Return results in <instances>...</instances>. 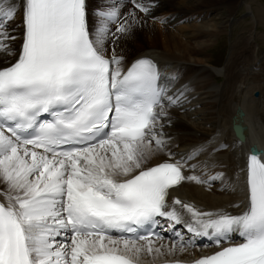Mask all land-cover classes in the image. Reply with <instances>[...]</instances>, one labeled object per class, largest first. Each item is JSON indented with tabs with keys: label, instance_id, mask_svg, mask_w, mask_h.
Wrapping results in <instances>:
<instances>
[{
	"label": "snow or ice",
	"instance_id": "snow-or-ice-1",
	"mask_svg": "<svg viewBox=\"0 0 264 264\" xmlns=\"http://www.w3.org/2000/svg\"><path fill=\"white\" fill-rule=\"evenodd\" d=\"M19 3L0 0V264H142L145 253L213 245L191 264H264V154L253 148L241 168L247 204L237 215L168 201L183 182L225 178L195 174L213 166L199 160L203 146L171 151L156 65L141 57L125 69L115 52L150 3L129 0L126 14L105 5L95 29L87 0ZM165 230L171 247H154ZM233 235L241 242L225 246Z\"/></svg>",
	"mask_w": 264,
	"mask_h": 264
},
{
	"label": "bare ground",
	"instance_id": "bare-ground-1",
	"mask_svg": "<svg viewBox=\"0 0 264 264\" xmlns=\"http://www.w3.org/2000/svg\"><path fill=\"white\" fill-rule=\"evenodd\" d=\"M155 1L157 2L154 4ZM233 1L235 2V0ZM98 2H99L98 0H89L88 20H89L90 29H95L96 27L95 22L97 20V17L92 7L97 5ZM146 2L150 3L151 12H159L158 13L159 15L157 17L160 19H164L165 23L157 25L158 28L162 30L160 32L155 33L153 29L152 30L150 29L149 26L150 24H148V22L142 21V23H144L145 26H149L148 30L144 29V33H146L144 37L148 41L147 44H142V43L139 44L137 42H134L133 41L134 39L131 40V38H129L127 35L119 39V41L115 45V52L118 56L124 57L125 67L131 60L135 59L136 57L144 56V55H150L151 57L157 59L160 65H164L165 61L169 60L171 61V64L178 63V65H180L179 67L181 69L179 74L180 79H178V82L176 81L177 83L187 80L189 82L185 84V86H183L184 88L186 87L189 90H191V88L193 90L204 89V91L201 93H205L207 91L209 92L210 91L209 80L210 79L214 80L212 77H210V75L211 76L213 75L210 73V70L208 68L206 69L201 68L200 65L198 64V68L201 69L200 74L201 71L202 74L201 77L197 76L199 80H195V78L191 74L197 69L195 68V66H193L192 63L201 61L200 64L205 63L204 66L206 65V63L207 64L210 63V59H205V60L201 59L197 61L198 59L197 57H199V55H202L205 52L206 48L209 47L210 41L212 40L213 36L218 34L221 31V28L223 29V27L227 24V20H224L221 14L230 15V13L232 14V12H234L233 11L234 6L232 1L231 0H146ZM237 2L240 3V0H238ZM237 2L235 5H237ZM16 6L18 8L20 7L19 0H17ZM115 6L124 14L132 10V6L130 3H122ZM222 9H224L223 12ZM203 12L206 13L208 12L213 15L209 19L207 18V16H204L200 18V20H198V17H200V15ZM141 13L142 12L137 11V15ZM193 16H195V18H192ZM181 19H186V21L190 20V22L185 23L183 25H179L178 23L182 21ZM19 20L20 17L17 16L16 24L19 23ZM158 21L160 22V20ZM16 24H10L9 27L14 28L16 27ZM173 25H174L173 28L171 29L167 28V27H172ZM184 26L188 27L189 30L182 31L181 28ZM115 27L116 26L114 24L111 25L113 31ZM14 34L18 35L19 33L17 31V33ZM112 39L113 38L109 36L106 43V51L108 52V54H111L113 50ZM124 39L127 40L124 41V45L129 47L128 50H125L124 46L122 45V40ZM130 40L132 42H130ZM18 42L19 40L16 41L14 47L17 48ZM159 45L161 46V48L159 47ZM247 51L248 48L245 43H238L234 55L235 57H237V60L240 59L242 60L239 63L242 64L246 63L245 56ZM123 54H128V55L124 56ZM3 59H4L3 57H0V62H2ZM8 59H12V58L9 57ZM127 59H131V60L127 62L126 61ZM234 66L236 67L235 64ZM239 67L237 66V68ZM165 70H167V68H165ZM235 72L236 73H232L228 77L227 74H229V69L227 66L225 67V75H226L225 79L227 77L228 79L227 81L225 80L226 81L225 83L227 84L226 87H224L225 89L221 88L223 90H221V93L219 92L220 93L219 96H221L220 99H218L220 101V104L216 103V105H219V107L218 106L215 107V102H217L218 100L215 99V102L210 101L211 102L210 109L213 111L210 110L208 113L209 114L208 117L205 118L206 122L208 121L211 124L209 129L210 131H208V129L204 128L201 125L203 122H193V124L184 123L181 115H186L188 117L191 115V113L187 112L181 107L167 106L166 108L168 114H167V119L163 121L164 127L162 130L166 134V136L170 138L169 147L172 152L173 151L174 153L185 152L200 144L212 143V145H210L211 147L206 149V151L208 152L214 148L215 143H218L216 141L221 139H223V141H229L232 140V137L235 141L234 148L236 149V151L237 149L243 150L242 156H240L239 153L238 155H235V152H230V154L227 155L228 158L226 159V161L224 160L225 162L221 161L225 158L217 160L220 163V165H218L216 169H220L221 170L220 173L223 174L225 173V170L227 171V173L231 176L229 183H232V188H229L230 185L227 184L226 187L224 188L214 185L211 190H205L204 188H206V185H199L194 182H185L174 190L179 196L178 199L185 203L192 205L198 204L202 208L230 206V208L236 209L239 207L238 204L232 207V203H234L238 199L239 195L243 191L242 187L244 186V182H243V175L241 173V168H243L247 160L246 154L248 152V146L251 143L248 142L250 140L248 131L246 132V139L243 142H239L236 140L231 128L232 117L235 114L236 107L240 106L244 111L242 121L254 127L255 130L257 129L255 126L258 125L256 122L259 123L263 121V123L261 122L262 125H260L259 123V126L261 127V131L263 132L264 105L261 110L256 106L254 99H252L254 93L252 94V98L247 97V95L252 93L256 88L260 89L262 87L261 84L256 83L257 81H255V86L254 87L251 86L252 85L251 82H254V80L256 79L255 78L252 79L251 76H247L246 82L248 83H246V86L245 85L244 87L241 86L239 90H236L237 89V88L235 89L236 83H238V81L241 78H245V77H241L242 72L239 69L236 70ZM190 75L192 76L191 80L188 79ZM257 75L264 79V73H259ZM244 82L245 81H242V83ZM189 83L193 86L189 85ZM195 84L197 85L195 86ZM226 94H228V96L225 99ZM209 97H212V94H209ZM197 98L195 99L196 102L204 103L203 102L204 97L201 98L197 97ZM263 99H264V95H263ZM253 109L255 110L256 118L258 117V121L256 120V118H253L252 116L251 112H254L252 111ZM257 113L259 114V116L257 115ZM252 119H254V121ZM226 125H228L229 128L227 127L226 129ZM260 136L264 139V134L263 135L260 134ZM227 144L228 142H226V145ZM229 148L226 150L220 149V152L217 153L218 154L225 153L226 151L229 150ZM208 156L211 158L214 157L215 154H211ZM164 159H166L164 155L153 157L149 161V166L156 162L163 161ZM211 160L213 163L216 162V160H214L213 158H211ZM153 241H154L153 244L154 247H159L160 245H166L167 247H171L170 243L167 244L163 242V240H153ZM139 243L143 244L144 242L142 241ZM164 252L165 254L160 256H156L155 254L149 256L145 253L142 256V262H156V261L160 262L162 260H180L182 262H185L188 260H193L204 253L208 254L206 253L207 250L204 249V247L197 248L196 251L188 249L183 253L177 250V252L174 255H168L167 248H165Z\"/></svg>",
	"mask_w": 264,
	"mask_h": 264
},
{
	"label": "rangeland",
	"instance_id": "rangeland-1",
	"mask_svg": "<svg viewBox=\"0 0 264 264\" xmlns=\"http://www.w3.org/2000/svg\"><path fill=\"white\" fill-rule=\"evenodd\" d=\"M231 1L233 3V6H234V9H233L234 12H232V14L230 13V15L226 14L227 16L225 14H223V15L221 14L223 19L227 20V24L225 25L226 27L224 26L223 29L221 28V31L218 34H216L217 36L216 35L213 36L212 40L210 41L209 47L206 48L205 52L202 55H199V57H197L198 59L196 58L197 61L201 60V59H204V60L210 59V63H209L210 65L206 63V65H208V66H206V65L204 66L205 63L200 64L201 61L192 63L193 66H195V68L197 70H195L191 75L195 78V80H199V78L197 76L201 77L202 71L200 74L201 69L198 68V64L200 65L201 68H205V69L208 68L210 70V73L215 77L216 80L218 77V75H216V74H220V71H222V70H224V72H225L226 66L229 69V74H227L228 77L232 73H236L235 71L239 69L242 72L241 77H245V78H241L238 81V83H236L235 89L237 88L236 90H239V88H241V86H243V87H244V85L246 86V83H248V82H246L247 76H251L252 79L255 78L256 80H254V82H251V84H252L251 86L254 87L255 81H257L256 83L261 84L262 87L260 89L256 88L253 91V92H258L257 96H255L252 92V93L248 94L247 97L252 98V94H253L252 99H254L256 106L261 110L263 107V104H264V103H261V102H264V99H263L264 79L262 77H259L257 74L264 73V0H240V3L237 2L238 0H235V2L233 0H231ZM236 2H237V5H235ZM223 10L224 9H222V12H223ZM158 13L159 12H151L150 11V13L147 15H145L144 13L138 14L139 20L141 22L138 23V25H135L134 28L132 29V31L127 36L129 38H131V40L134 39L133 40L134 42H137L139 44L140 43L147 44L148 41L144 37V35L146 34V33H144V29L148 30V28L150 26V29L151 30L153 29L154 32L157 33V32H160L162 30V29H159L157 25L165 23V22L161 23V20H163V19H160L157 17L159 15ZM209 14L210 13H208V12L207 13L203 12L200 15V18L202 16L203 17L207 16V18L209 19L213 15V14H210V15ZM153 18H155V19H153ZM228 18H230V20H228ZM157 19L160 20V22ZM142 21L143 22L146 21L150 25L145 26L144 23H142ZM179 25H183V24L180 23ZM173 27L174 26L167 27V28L171 29ZM181 30L187 31V30H189V28L184 26L181 28ZM143 37H144V39H143ZM131 40H130V42H132ZM124 41H127V40H125V39L122 40V45L124 46L125 50H128L129 47L124 45ZM238 43H245L247 48H248V51L246 52V56H245L246 57L245 58L246 63H243V64L239 63L242 60L241 59L237 60V57H235V55H234L235 50H236V46H238ZM154 45H157V44H154ZM159 47L161 48L160 45H159ZM123 55L127 56L128 54H123ZM233 58H234V61H233ZM234 64L236 65V67L234 66ZM238 64H240V65H238ZM222 66H223V68L221 70L220 67H222ZM237 66L238 67L240 66V67L237 68ZM241 66H243V67H241ZM191 75L189 76L190 80L192 79ZM210 77H212V76L210 75ZM225 77H226V75H225ZM228 77L226 78V81H227ZM222 79H223V77L220 76V77H218L217 81H219V80L221 81ZM210 80H209L210 91L209 92L207 91V92L209 94H212V97H209V94L207 92L201 93L204 91V89H200V90L197 89V90H194L196 94L185 95V96H187V99H188V101L185 103V104H187V106L183 107L182 104H180V106L182 108H185L186 110H189L191 112V115L188 117L186 115H181L184 123L193 124V122H203L201 125L204 128L208 129V131H210L209 129H210L211 124L208 121L206 122L205 118L208 117V115H209L208 113L211 110L210 104H211V102H215V99L216 100L220 99L221 96H219V95L221 93V90L225 89L224 87H226V85H227L225 83L226 81H224L223 84L221 85V88H223V89L216 91L218 86H216L215 84H213L211 82L214 80H211V81ZM242 81H245V82L242 83ZM196 85L197 84H195V86ZM236 86H238V87H236ZM215 93H217V94H215ZM259 95H260V97H259ZM227 96H228V94L225 95V99L227 98ZM191 97H195L194 98L195 102H191V103L189 102V101H191ZM197 97H200V98L204 97V99H203L204 103L196 102L195 99ZM213 99H214V101H213ZM223 101H224V99H223ZM216 103L220 104V101L218 100L217 102H215V107H217V106L219 107V105H216ZM211 111H213V110H211ZM252 111H254V112H251L253 118H256L255 110L253 109ZM257 115L259 116L258 113H257ZM256 120L258 121V117L256 118ZM260 121H261V119H260ZM261 122L263 123V121H261ZM261 122H259L260 125H262ZM259 123L257 122L258 125H259ZM227 127H228V125H226V129H227ZM263 132H264V130H263ZM232 149H233V147L230 150L226 151L225 153H219V154L216 153L214 158H216V159L225 158L221 161L222 162L224 160L226 161V159L228 158L227 155L230 154ZM238 150H240V149H238ZM233 152H235V155L238 154V151H233ZM223 185H224V187H226L225 183H223Z\"/></svg>",
	"mask_w": 264,
	"mask_h": 264
},
{
	"label": "water",
	"instance_id": "water-1",
	"mask_svg": "<svg viewBox=\"0 0 264 264\" xmlns=\"http://www.w3.org/2000/svg\"><path fill=\"white\" fill-rule=\"evenodd\" d=\"M237 112H238V115H239V116H242V114H243L242 110H238ZM234 126H235V125H234ZM236 126H237V125H236ZM239 128H240V127H237V130H239Z\"/></svg>",
	"mask_w": 264,
	"mask_h": 264
}]
</instances>
